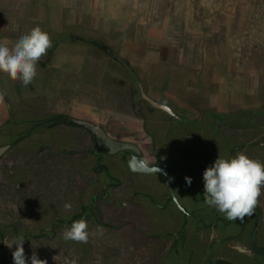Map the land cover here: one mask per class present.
<instances>
[{
	"label": "rangeland",
	"instance_id": "obj_1",
	"mask_svg": "<svg viewBox=\"0 0 264 264\" xmlns=\"http://www.w3.org/2000/svg\"><path fill=\"white\" fill-rule=\"evenodd\" d=\"M36 27L47 32L52 40V47L37 64V77L25 87L20 80L0 72V91L4 93L0 100V144H9L6 135L12 133L8 128L11 118L23 121L25 118L26 122L37 126L35 129L31 127L33 134L25 136L20 132L21 139L14 145L9 144L0 155V264H13L12 253L16 246H8L20 236L25 239L26 258L35 254L46 264H97L98 257L106 255L112 258L113 264H129L130 259H123V254L132 251L126 250L121 242L129 245L130 239H140L142 232L146 234L149 230L158 231L160 236L162 231L165 233L172 227L173 230L183 229V223L178 224L181 222L179 215L184 216V212L173 201L165 186L164 175L154 172L136 178L138 183H144L151 200L140 194L132 196L125 187L109 190L111 196L107 195V199L101 202L104 209L99 215L100 223L90 219L92 238L83 245L78 243L79 248H72V244L63 238L64 230L57 226L42 234L50 219L38 214L29 216L31 211L26 202L31 189L38 193L49 177L42 168L43 151L38 147L45 143L43 137L50 139L49 132L56 133L45 130L51 121L45 118L51 117V113H69L74 118L107 127V132L114 136L132 138L133 142L144 146L146 159L158 160V156L153 157L151 150L154 149L156 153L158 151L159 159L168 162L172 158L169 152L174 150L176 159L184 165L172 167L167 163L171 166L167 167L169 181L185 213L193 218L210 212L204 203L202 207L199 205L201 197L193 200L192 193L188 197L186 194V189L203 190V178L193 175L200 167L199 162L208 168L218 157L231 159L243 152L264 163V0H0V43L11 47L21 34ZM86 38L103 42L111 51H98L99 58H93L94 44L87 43ZM115 59L122 60L116 65L128 66L135 80L147 85L148 96L169 105L177 114L175 118H179L172 119L174 116L158 108L157 111L148 109L152 105L147 106L141 101L147 107L145 133L154 137L152 148L148 147L150 137L139 129L143 120L138 115L128 117L122 114L121 108L115 109L121 113L115 117L110 114L112 112L105 111L107 108L95 106L96 101L86 92L78 94L79 89L73 91L76 78L83 77L89 70H94L92 75L96 80L95 69L101 76L109 77L107 82L116 78L126 85L127 82L119 77L120 72L110 64ZM157 63L161 64L157 66L162 70L155 66ZM116 90L117 95L123 97L122 86ZM99 91L103 92L102 89ZM137 92L138 87L131 92L132 108L143 99ZM180 96L186 103H178ZM187 101L197 103L200 112ZM122 106L127 105L123 103ZM228 113L237 120L229 119ZM221 119L223 122L216 125ZM211 121L217 130H213L216 133L213 132L214 138L213 135L207 138L204 136L208 128L205 123ZM133 123L138 124V130ZM16 130L15 127L13 131L16 133ZM166 130L170 132L167 134ZM203 138H207L208 144ZM107 155L110 160L116 158ZM160 162L155 165L162 166L163 162ZM186 177L191 178V185ZM55 187L53 184L46 188L42 199L47 205L40 203L49 215L57 212V203L63 201L62 195L58 199ZM258 205L264 207V190ZM217 213L213 210L214 215ZM255 218V238L258 244L264 245V228L262 230L259 225L260 211ZM174 220L177 225L172 224ZM214 220L207 219L208 225L213 224L207 227L201 225L200 219L194 223L201 225L197 226L198 229H204L202 233L207 242L224 235L220 223ZM229 225L231 227L224 225L223 230L236 229L234 222ZM97 226L102 227L103 235L97 232ZM246 228V223L241 224L239 235L246 237L250 229ZM121 231H131L127 235L130 239ZM176 233L182 236L183 232ZM165 236L158 238L159 241L168 239V235ZM154 240L156 238L143 243L157 245L159 242ZM175 240L178 242L165 256L166 264H182L176 260V253L183 245L179 238ZM218 243L213 245L221 246ZM216 255L212 251L211 256ZM238 257L243 258V263L253 264L244 255ZM28 264H31L30 259ZM141 264L160 262L157 256L149 254Z\"/></svg>",
	"mask_w": 264,
	"mask_h": 264
},
{
	"label": "flooded vegetation",
	"instance_id": "obj_2",
	"mask_svg": "<svg viewBox=\"0 0 264 264\" xmlns=\"http://www.w3.org/2000/svg\"><path fill=\"white\" fill-rule=\"evenodd\" d=\"M139 82L137 83L135 82L138 87V91L141 88L146 93V91L143 89V83H139ZM55 113H61V112H55ZM65 115L70 116L69 113ZM46 119L50 120V117H47ZM79 119H83V118H79ZM49 123L50 124L47 125L45 130L48 132L55 131L56 133L52 134V132H49L50 139H46V137H43L45 143L40 144L41 147L40 146L38 147L40 151H43L42 160H41L42 168L46 169V172L49 177L45 179L44 187L38 193H36L31 189V192L28 193V198L26 202V206L28 210L31 211L29 213V216L38 214L44 219L45 218L50 219L48 225H46L45 229H43L42 234H44V231L45 232L50 231L53 228V226L59 227L60 230H65L66 228L70 227L74 221L80 219H84L87 221L88 228L90 231L92 225V222L90 220L91 218L95 219L96 222L99 223L101 221L99 215H101L100 213L103 212L104 209V207L101 206V202L103 199L104 200L107 199V195L111 196L112 193L109 192L110 189L112 191H115L118 188L125 187V189H128L127 193H132V196L140 194L142 198H149L151 200V196H149L150 195L149 191L144 189L145 188L144 183H138L136 178L139 175H148L154 173L131 171L127 165V160L132 155V152L130 150H119L116 152H109L107 146L105 145L97 146L95 134L91 132L88 128L80 124L66 123L63 120L56 121L53 123L52 121H50ZM40 127H42V125ZM30 133L33 134V132ZM110 137L113 138L112 136ZM146 137L148 138L150 137L151 142H149L148 147L152 148L154 137L149 135L148 133L146 134ZM138 146L141 149L144 161L149 162V165L155 164V162H160V161L163 163L166 162V160L163 161L162 159H159V153L158 151L156 153L154 149L151 150L154 153L153 157L158 156V160L155 159V161H153V159H146L144 146L140 144H138ZM188 146L189 143L187 142V147ZM101 148H103V150H101ZM55 151L56 154L54 153ZM50 152H53L54 155H52ZM169 153H172V158L168 160V163L170 165H173L172 167L177 166V162L175 161L177 160L175 156V151L173 150L172 152ZM107 154H112L113 156H116V158L114 160H110V158H107L108 157ZM180 163L181 164H179L178 166L184 165L183 162ZM170 165L168 166L162 165V167L166 168L168 171L167 167H171ZM198 165H200L201 168L197 167L196 172H194L193 175L196 176L195 174H198V176L200 175L199 178H203L204 171L202 169L206 167L203 165V163L200 164V162ZM189 167H191V165H189ZM156 174H159V172H156ZM175 174L176 173L174 172V176ZM168 175H169V171H168ZM49 184L56 185L55 192L57 193L59 200L61 195L63 197V201L61 200V202H58L56 205L57 212L53 213L52 215H49L48 212H44L40 204L43 203L47 205V202L43 201L42 198H45L44 196L46 195L45 192L46 188L48 186H52ZM202 188H203L202 190L203 193L197 188H192L193 191L192 190L190 191L189 189L186 188L183 189L184 190L186 189L187 193L186 192L185 193L187 194V197L190 193H192L193 200H196L201 197L202 202H200L201 200L198 201L200 202L199 205L202 207L201 204L204 203V205L208 207L207 210L210 211L209 214L207 213L204 216L203 215L200 216L198 214L199 217L196 216V218H193L188 216L183 211L184 212V216H182L183 219L179 215V218H181L180 219L181 222L178 224L180 225L181 223H183V226H181V228L183 227V229H179L177 226L176 228H178V230H173L174 227H172V229H170L165 233H163L162 231V234L160 236L157 235L158 231L149 230L148 232H146V234L142 232L143 236L140 239H138V237H136L135 239H130L128 238L127 235H129L131 231H126V232L121 231V233H126V238L130 239V243L129 245L125 246V244L122 243L120 239H118V242H121V245L122 246L124 245L123 247L126 250L132 251V253L130 254L128 252L123 254V256L125 257L123 259L125 260L130 259L129 264H141L142 261H146V256L151 254L159 258L160 264H166L164 262L165 256L171 253L173 245L178 242L175 239L179 238L180 241L182 242L181 244L183 245V247L179 253H176V250L175 253L177 256L176 260H178L182 264H246L243 263L244 261L243 258L238 257L239 254L246 256L249 260H251L253 264H264V256L254 251L251 242V236L253 233L255 245L259 248L264 249V245H260L256 241L255 235L257 228L254 229L253 231V228L256 223L255 214L259 216V211H260L259 225H262V230L264 228V210H263L264 207L258 205V207L255 209L257 210V213H254L255 212L254 211L251 216L245 217L243 222H240L239 220L230 221L225 218V215L223 213L220 212L217 213V210L214 207H210L204 202V196H203L204 186H202ZM155 189L156 192H158V189L157 188ZM129 190H131V192ZM183 196L184 198H186L184 192H183ZM66 203H70L72 205L70 210L65 209L64 205ZM140 203L143 202L140 200ZM123 206L127 207L128 204L123 203ZM213 210L217 213L216 215L213 214ZM193 211L195 212L194 209ZM69 212H71V214ZM57 217H59V219ZM213 218H215L214 220L215 222L220 223L221 230L224 232V235L219 239L215 238V241L207 242L205 236H203L202 233L203 232L202 230L204 229L202 228L198 229L199 227L197 226L200 227L201 225L206 227L212 226L213 224L210 223L208 225V223L206 222L207 219L210 220ZM194 219H196V221H194ZM199 219L201 220V225H195L194 223L199 222ZM231 222L235 223L236 226L234 225V227H236V229L233 231L232 230L224 231L223 226L225 225L231 227V225H229V223ZM243 223H246L247 225L246 229L250 228L249 232L246 234V237L244 236V234L239 235L240 232H242L241 224ZM172 224L177 225L176 220L172 221ZM181 230L183 232L182 236H180V234L177 235L178 233L176 232ZM165 235H168V239L164 238L162 241H159L160 238L166 237ZM89 238H92V236H89ZM154 238H156V240L154 241L164 244L159 245L158 243L157 245H152V244L147 245V243H143L145 240L154 239ZM66 241H68L69 244H72V248L74 249L80 247L79 245L80 242L71 241V240H66ZM214 242L216 244L219 242L218 246L219 244L221 246L219 247H217V245L214 246L213 245ZM91 243L93 244L92 240ZM83 244L85 243H81V245ZM134 244L136 246H133ZM92 248L93 245L90 248V250ZM212 251L218 255L212 257L211 256ZM224 253L227 254V257L224 256L225 255ZM229 256L231 258H228ZM223 258H227V259H223ZM98 259L99 261H97L98 262L97 264H113L112 258L111 257L108 258L107 255L103 257H98Z\"/></svg>",
	"mask_w": 264,
	"mask_h": 264
},
{
	"label": "clouds",
	"instance_id": "obj_3",
	"mask_svg": "<svg viewBox=\"0 0 264 264\" xmlns=\"http://www.w3.org/2000/svg\"><path fill=\"white\" fill-rule=\"evenodd\" d=\"M51 47L52 40L49 34L39 27L21 34L11 47L0 43V72L8 73L27 87L37 77V64ZM3 95L4 93L0 91V100L3 99ZM140 166L145 171L149 170L147 161H143ZM185 179L191 185V178ZM203 181L204 202L223 213L226 219L243 222L245 217L251 216L258 207L259 197L264 190V163L249 158L243 152L231 159L218 157L205 169ZM64 207L70 210L72 205L66 203ZM97 232L103 235L102 227L97 226ZM90 234L87 221L80 219L64 230L63 238L87 243ZM24 241L23 236H20L8 246L9 248L16 246L12 253L13 264H28L29 259L31 264H42V262L46 264L35 254L26 258Z\"/></svg>",
	"mask_w": 264,
	"mask_h": 264
},
{
	"label": "trees",
	"instance_id": "obj_4",
	"mask_svg": "<svg viewBox=\"0 0 264 264\" xmlns=\"http://www.w3.org/2000/svg\"><path fill=\"white\" fill-rule=\"evenodd\" d=\"M84 40H86L87 43L88 42H92L95 45V46L93 45V53L94 54H96L98 51H104L105 53L111 51V49L109 48L108 45L104 44L103 42H101L99 40L89 39V38H86ZM94 54H93V58H99L97 54L96 55H94ZM121 61H122L121 59H115V61H113L110 64L113 65L115 71H117V72L119 71L120 72V74H119L120 76L119 77H122L123 78V81L127 82L126 85H123V82H121V81L119 82V80H117L116 78L113 79V81L112 80L111 81L109 80V82H107V79L109 77L108 76H106V77L105 76L104 77L101 76L100 75V72H97L96 69H95V74H97L96 80L94 79V77L92 75V71L94 72V70H92V71L89 70V72H87L83 77L76 78L75 83L77 85L73 87L75 89L73 91H77L79 89L78 90V94L79 93L86 92V95L89 98H91L92 100H95L96 101L95 102V106H97V107H106V108H110V109L111 108H119L120 107V108H123V110H129V109H131L132 112L137 113L136 115H138L141 118H143L144 130H145V132H147L146 131V129H147L146 128V125L148 123V121H147L148 115H147V113L145 111L147 109V107L144 104H142L141 101H144L147 104V106L149 105V103L145 99L144 100L141 99L140 102L136 103V106H133V108H132V99H131L132 93L131 92L133 91V89L135 90V88L137 87L136 83L138 81L135 80L134 74H131L130 73V69L128 68V66H123L122 65V67H120L119 65H116V63L118 64L119 62L121 64ZM127 79H128V81H127ZM139 83H143V87H144L146 93H148L147 85L144 82H142V81L139 82ZM92 84H93V86H91ZM119 85L122 86V89H123V92H124L123 97L117 95V90L116 89L119 87ZM66 89L67 90H71V89H68V88H66ZM99 89H102L103 92H100ZM184 91H187V90L185 89ZM137 93H139V92H137ZM139 97L141 98L140 95H139ZM179 98L180 99H179L178 103L179 102L186 103L185 101L182 100L181 96ZM191 101H192V98H191ZM191 101L190 102L187 101V103L189 105H191V106H195V108L199 110V108L197 106V103H195V102L193 103ZM102 102H105V103L102 104ZM123 103L126 104L127 106H124L123 107L122 106ZM133 104H135V103H133ZM127 107H128V109H127ZM135 108H137L138 110L135 109ZM152 108H154L156 110V108L155 107H152V106H149L148 109H151L152 110ZM135 110H137V111L135 112ZM199 112H200V110H199ZM148 113H150V111H148ZM50 115H51L50 120L52 121V123L53 122H56V121L63 120L66 123L74 124V122L72 120H69V117H67V115H65L64 113H53V114H50ZM227 117L229 119L232 118L234 120H237V119L234 118V116L231 113H228L227 114ZM171 118L172 119H175V120L176 119H179V118H175V117H171ZM11 119H10V123L8 124V125H10V126H8V128L12 130V133L10 131V134H7L6 136H7V138H9L7 142L9 144H12V145L16 144V142H17L18 139H21L22 136L20 137V135H21L20 132H22V134L25 135V136L26 135H30V132H32L31 131V127L34 128V129H35V127H37L36 125H33L34 123H31V122H30L31 123V125H30L29 122H26L25 121L26 120L25 118H23L24 121L23 120H20V118H18V119H12L14 121H12ZM222 122H223L222 119L219 120L218 122L216 121V125H218V123L221 124ZM187 124L189 125V122H187ZM38 125H40V124H38ZM205 125L208 128L209 127L213 128V129H208L207 128V130H206L207 134L205 133L204 136H207V138H208V136H212L215 133V131L217 130V127H216V125H214L216 128L213 127V121H211V123L207 122V123H205ZM15 127L17 129L16 130V133H15V131H13V129H15ZM221 128H222V126H221ZM213 130H215V131H213ZM169 132H170V130H166V133L167 134ZM163 134H165V132ZM214 136L215 135H213V138H214ZM221 136L225 140L224 136L222 135V131H221ZM206 139H204L205 142H207ZM211 143L214 144L213 140L211 141ZM207 144H208V142H207ZM175 161L177 162V165L181 164L180 163L181 161H179V159H177ZM166 162H167V160H166ZM166 162L163 163V166L164 165L165 166H168V164H167L168 162L167 163ZM31 234L32 233H30V235ZM32 235L34 236V234H32ZM4 261H6V260H4ZM6 262H10V261H6Z\"/></svg>",
	"mask_w": 264,
	"mask_h": 264
},
{
	"label": "water",
	"instance_id": "obj_5",
	"mask_svg": "<svg viewBox=\"0 0 264 264\" xmlns=\"http://www.w3.org/2000/svg\"><path fill=\"white\" fill-rule=\"evenodd\" d=\"M141 97L145 99L150 105H152L155 108L161 109L168 114L176 117L177 114L169 107V105L165 103L158 102L151 97H149L141 88L139 89ZM74 123L83 125L84 127L88 128L91 132L95 134L97 146L105 145L108 147L109 152H116L119 150H130L132 152V155L127 160V165L129 169L133 172H144V173H154L159 172L162 173L165 176V183L169 189L170 195L175 202V204L185 212V209L180 205L178 199L173 194V189L171 187L170 181H169V175L166 168L162 166H157L155 164L149 165V170L145 171L141 168V163L144 161L143 154L141 152L140 147L131 141H122V140H116L111 138L103 129V127L93 121L87 120V119H78V118H70ZM9 147V144L1 145L0 146V155ZM251 242L252 246L254 248V251L258 254H261L264 256V249L259 248L255 245L254 242V234L252 233L251 236Z\"/></svg>",
	"mask_w": 264,
	"mask_h": 264
},
{
	"label": "crops",
	"instance_id": "obj_6",
	"mask_svg": "<svg viewBox=\"0 0 264 264\" xmlns=\"http://www.w3.org/2000/svg\"><path fill=\"white\" fill-rule=\"evenodd\" d=\"M157 65H161V64H156L155 66L156 67H158V68H160L161 66H157ZM160 70H162V67H161V69ZM184 90V89H183ZM150 97V96H149ZM155 100V99H154ZM157 101V100H156ZM159 102V101H158ZM179 103H181V102H179ZM103 108H105L106 109V107H103ZM115 109H117V110H120L121 108L119 107V108H107L105 111H109V112H112V113H110V114H113L115 117H117V116H121L120 114V112H117V111H115ZM113 111H115V112H113ZM121 112H123L122 114H126V116H128V117H135L136 116V114L134 113V112H132V111H130V110H120ZM115 113H117V114H115ZM138 117H140V116H138ZM125 118V117H124ZM141 118V117H140ZM142 120H143V118H141ZM142 123H143V121H142ZM142 123H140V125H139V129L141 130V132L145 135L146 133H145V130H144V126H143V124ZM133 124H135L136 125V127H137V129L136 130H138V124L137 123H133ZM132 124V125H133ZM108 126L110 127L111 126V124H108ZM103 127V126H102ZM107 128V127H106ZM106 128L105 127H103V129L105 130V132L109 135V136H112V137H114L115 139H118V140H122V141H131V142H133L134 140L131 138V139H123V138H120V137H118V136H114L113 134H110L109 132H107V130H106ZM143 139V138H142ZM134 143H136V142H134ZM139 143V142H138ZM138 143H136L137 145H138ZM141 145V144H140Z\"/></svg>",
	"mask_w": 264,
	"mask_h": 264
}]
</instances>
